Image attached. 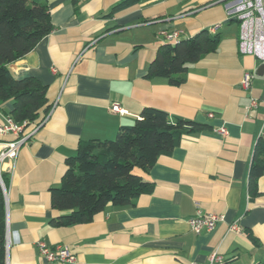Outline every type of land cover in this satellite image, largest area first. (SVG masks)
I'll list each match as a JSON object with an SVG mask.
<instances>
[{"label":"crops","instance_id":"0c3cea01","mask_svg":"<svg viewBox=\"0 0 264 264\" xmlns=\"http://www.w3.org/2000/svg\"><path fill=\"white\" fill-rule=\"evenodd\" d=\"M120 1L48 0L54 29L8 65L15 77L33 75L47 85L55 107L23 143L13 170L10 161L2 165L9 177L7 264H211L215 252L222 264H264V175L261 194L249 193L254 149L264 142V61L239 51L240 24L225 0H139L112 12ZM203 29L219 34V46L189 65L182 84L146 77L160 46L175 43L164 30L187 39ZM248 71L253 85L245 90ZM252 97L260 102L249 110ZM145 106L206 128L184 135L171 155L142 172L154 190L135 205H109L87 223L52 225L62 212L52 206L51 188L61 185L66 158L82 141L114 138ZM12 109L11 101L0 105V123ZM224 123L228 134L214 133ZM198 211L226 219L196 233L188 220ZM233 222L241 230H231ZM40 241L66 245L75 258L50 261Z\"/></svg>","mask_w":264,"mask_h":264},{"label":"trees","instance_id":"16d2710c","mask_svg":"<svg viewBox=\"0 0 264 264\" xmlns=\"http://www.w3.org/2000/svg\"><path fill=\"white\" fill-rule=\"evenodd\" d=\"M139 0H122L112 12ZM54 25L48 0H0V105L11 101L8 114L26 121V132L44 125L54 103L48 101V86L33 75L15 77L9 63L24 57L52 32ZM219 34L203 29L194 36L160 46L146 77L166 78L172 85L186 79L191 63L216 51ZM206 128L193 120L172 119L168 112L145 106L132 124L121 125L112 139L82 141L77 152L66 158L61 185L51 188L52 206L62 213L51 219L54 226L91 222L109 205L125 208L135 205L142 194L152 193L154 184L148 172L161 156L171 155L184 135ZM264 175V142L259 140L249 170V193L261 194L259 178ZM6 185L9 177L3 174ZM254 242L257 239L250 234ZM0 264H7L6 200L0 182Z\"/></svg>","mask_w":264,"mask_h":264},{"label":"built area","instance_id":"2783aa9c","mask_svg":"<svg viewBox=\"0 0 264 264\" xmlns=\"http://www.w3.org/2000/svg\"><path fill=\"white\" fill-rule=\"evenodd\" d=\"M228 12L234 19L240 24L239 33V51L243 54H251L257 57L259 60L264 61V0H225ZM220 24L215 25L213 28L217 29ZM162 34L167 40L177 42L180 40V30H164ZM254 74L252 72H245L241 86L243 89H251L253 85ZM259 98L252 97L248 109L251 110L259 106ZM55 107L53 104L52 110L44 121V124L50 118ZM112 109L115 111L123 112L124 110L118 103L112 105ZM213 116V113H210ZM27 122H18L11 116H7L5 120L0 123V135H12L13 138L9 140H0V181L2 183L4 192L6 190V184L3 179L2 165L6 161H10L11 166L9 171H12L16 165L20 148L25 141L36 133L41 128H35L30 132H26L25 126ZM214 133L220 136H226L228 134V127L226 123L213 129ZM226 216L222 213H207L203 214L201 211L191 218L188 222L193 231L200 233L202 230H213L218 224L225 221ZM231 230H241L238 222H233L230 225ZM39 247L41 253L50 261H66L73 260L75 255L66 245H56L50 247L45 242L40 241ZM223 257L218 253H213L211 256V264H222Z\"/></svg>","mask_w":264,"mask_h":264},{"label":"water","instance_id":"95a60500","mask_svg":"<svg viewBox=\"0 0 264 264\" xmlns=\"http://www.w3.org/2000/svg\"><path fill=\"white\" fill-rule=\"evenodd\" d=\"M263 67H264V65H263ZM1 182V181H0Z\"/></svg>","mask_w":264,"mask_h":264},{"label":"rangeland","instance_id":"374dc122","mask_svg":"<svg viewBox=\"0 0 264 264\" xmlns=\"http://www.w3.org/2000/svg\"><path fill=\"white\" fill-rule=\"evenodd\" d=\"M2 184V183H1Z\"/></svg>","mask_w":264,"mask_h":264}]
</instances>
